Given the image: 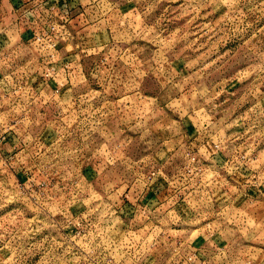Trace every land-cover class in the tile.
Masks as SVG:
<instances>
[{
  "label": "rangeland",
  "instance_id": "rangeland-1",
  "mask_svg": "<svg viewBox=\"0 0 264 264\" xmlns=\"http://www.w3.org/2000/svg\"><path fill=\"white\" fill-rule=\"evenodd\" d=\"M107 1L112 43L58 78L0 50V264H189L223 223L252 264L264 0Z\"/></svg>",
  "mask_w": 264,
  "mask_h": 264
},
{
  "label": "crops",
  "instance_id": "crops-1",
  "mask_svg": "<svg viewBox=\"0 0 264 264\" xmlns=\"http://www.w3.org/2000/svg\"><path fill=\"white\" fill-rule=\"evenodd\" d=\"M106 1L0 0V50L4 52L8 51L9 53L12 52L10 54L11 56H13L14 53L18 54L17 52L33 45L34 36L38 33L47 32L50 25L56 23L59 25L63 24L71 35H73V38L66 41L58 40L55 52H50L55 55L56 73L53 78L57 77L61 65L66 61L69 62L71 55L68 50L86 46L92 49L105 48L112 43L110 40L113 37L112 34L114 30L108 23L104 22V19L112 15L113 5L110 7L111 9L105 8L104 5ZM107 3L110 5L108 1ZM65 12H67V14H65ZM100 26H102V28L104 26L105 28H103L102 31H97ZM90 41L91 44L87 45ZM61 81L65 82L63 78L57 80V82L60 83ZM64 91L62 90L61 94H64ZM240 148H242V144L238 145L236 149L240 150ZM236 152L237 151H235L234 155L235 163L242 166V158L244 159V157L242 156L240 158V151ZM211 158L216 161L215 159H217L218 156L215 155ZM259 171L250 170V172L247 173L242 170L241 172H245V175L241 174V177H258ZM254 173L256 174L252 175ZM248 181L249 180H245V182ZM240 188H245V185ZM258 193L264 197V189L260 190ZM262 197L258 196V199L261 200ZM255 199L256 198H254L252 203L259 207L254 209V217L259 221L258 224H260L261 229L264 231V207H260L261 204L264 205V202H261L263 200L255 202ZM249 201H251V199ZM206 236L210 238H201L199 240V243L204 242L200 243L204 244L200 246L203 249H195L196 255L193 256L195 260L193 263L189 264H245L244 259L238 255L240 252H244L240 244H238L244 241L238 229L234 230L223 223L219 225V228H217L215 232H210V234H206ZM248 237H250V234ZM262 242H264V238ZM255 249L257 251L255 253L252 252V254L255 255L256 260L253 261L252 264H264V245H260L258 248L255 247ZM237 255L238 257H236Z\"/></svg>",
  "mask_w": 264,
  "mask_h": 264
},
{
  "label": "built area",
  "instance_id": "built-area-1",
  "mask_svg": "<svg viewBox=\"0 0 264 264\" xmlns=\"http://www.w3.org/2000/svg\"><path fill=\"white\" fill-rule=\"evenodd\" d=\"M65 14H67V12H65ZM71 38H73V35H71V33L65 28V25H59L56 23L50 25L47 32L38 33L35 35L33 38V44L40 50L45 49L50 52H55L58 40L66 41ZM50 52L45 56V60L48 59L47 64L50 65V68L49 70H45L43 77L53 79V74L56 71L54 61L55 55L54 53ZM61 69L62 71L69 70V62H64L61 65ZM55 92L57 93L58 89Z\"/></svg>",
  "mask_w": 264,
  "mask_h": 264
}]
</instances>
